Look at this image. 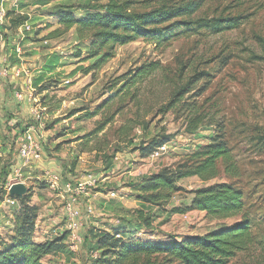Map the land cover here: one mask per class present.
<instances>
[{
  "label": "rangeland",
  "instance_id": "rangeland-1",
  "mask_svg": "<svg viewBox=\"0 0 264 264\" xmlns=\"http://www.w3.org/2000/svg\"><path fill=\"white\" fill-rule=\"evenodd\" d=\"M20 1V5H26L22 10L29 17L27 23L31 30L13 40L10 38L9 45L20 46L21 63L18 65L24 66L29 75L15 77L10 70L9 76L1 80L0 195L4 198L0 202L7 196L4 186L8 182L25 183L30 204L38 207L34 236L44 240L57 232L68 231L69 195L62 186L71 183L74 192L77 191L76 206L83 223L84 243L80 251L73 253L66 249L46 261L87 264L94 244L87 238L90 229L133 225V211L141 208L137 196L143 177L209 143L220 125L226 129L241 169L240 177H227L223 173L207 182L196 176L183 179L182 190L168 204L146 210L153 217L152 228L136 232V227H131V235L135 234L141 241L166 242L240 223L239 218L220 220L190 209L193 191L233 180L246 192L258 242L237 253L228 264H264V0H196L201 5L191 18L196 21L191 26L194 29L189 28L164 47L138 38L117 47L114 57L89 72L85 68L94 61L88 59L91 41H80L75 28L63 36L46 39L58 26L53 12L59 3L76 5L75 10L80 15L84 10L79 6L86 2L51 0L42 6L36 3L38 0ZM11 7V4L5 7L6 12ZM216 21L219 30L212 29ZM178 29L181 31L184 27ZM6 33L11 32L6 30ZM22 37L28 40L24 43ZM4 55L0 50L2 61ZM47 59H58L52 73L44 70ZM150 60H160L165 71L143 81L138 98H123L118 77ZM184 64L187 66L182 68ZM201 72L206 73L205 77L195 84L192 98L186 100L192 101L198 94L195 98L202 105L201 111L214 116L217 123L190 133L185 108L164 110L172 97L173 84L195 79ZM23 82L31 87H22ZM37 82L40 84L35 85ZM41 85L45 89L39 90ZM16 90L31 92L33 97L17 103L13 95ZM32 110L40 117L36 118ZM13 119L18 120L24 130L35 126L43 146V158L24 167L20 174L14 172L19 162L18 143L15 131L10 132L8 126ZM108 119L111 121L100 129ZM140 121L148 123L149 127L146 129ZM155 135L168 139V153L156 159L143 157L140 145ZM53 174L62 176L56 189L51 186ZM91 176L97 179L92 184L88 183ZM111 192H115V196ZM17 201L16 205L5 203L0 208V248L9 241L15 227V213L20 205ZM89 207L92 212L88 211Z\"/></svg>",
  "mask_w": 264,
  "mask_h": 264
},
{
  "label": "trees",
  "instance_id": "trees-1",
  "mask_svg": "<svg viewBox=\"0 0 264 264\" xmlns=\"http://www.w3.org/2000/svg\"><path fill=\"white\" fill-rule=\"evenodd\" d=\"M51 0H38V5L45 6ZM81 5L83 13L76 12V5L59 3L53 14L58 26L47 35L46 39L63 36L75 28L80 41L90 40L88 59H94L86 69L87 72L97 69L107 63L116 54L117 47L145 38L149 43L164 47L174 37L185 31L194 29L196 21L191 20L201 3L196 0H84ZM152 1L155 4H152ZM26 6L22 4V7ZM179 18H182L178 20ZM29 17L27 13L9 9L2 24L5 38L8 41L10 67L21 63L17 47L10 46V38L16 37L18 29ZM220 21V20H219ZM229 22V20H225ZM234 22V21H233ZM52 26V25H50ZM184 29L178 31V27ZM190 26V27H189ZM219 23L212 24V29L219 30ZM188 28V29H187ZM6 30L11 32L6 33ZM27 32V31H26ZM38 32V31H37ZM29 38V37H26ZM28 40V39H27ZM23 39L24 43L27 41ZM22 41V42H23ZM58 59H47L44 70L53 72L57 68ZM187 65L184 64L182 68ZM165 71L160 60H150L141 66L129 70L118 77L122 83L119 92L122 97L138 98L140 84L156 73ZM201 72L197 77L188 79L185 83L173 84L172 97L164 110L185 108L187 113V130L193 131L202 126L216 124L214 116L205 115L201 111L198 99L192 91L195 84L205 77ZM174 81V80H172ZM116 82V84H117ZM40 82L35 83L39 85ZM45 89L44 85L39 90ZM102 106V105H101ZM100 106V107H101ZM99 107V108H100ZM185 110V111H186ZM111 121L106 120L100 127ZM216 122V123H215ZM147 129L149 124L140 121ZM219 124V123H218ZM9 131H16L14 138L24 131L22 124ZM127 126L123 127L126 129ZM219 129L209 143L181 157L175 163L164 167L150 176L143 177L138 187L140 209L134 212V224L119 225L109 229L92 227L87 238L94 242L87 259V264H228L237 253L246 251L256 245L257 237L253 231L252 218L248 211L246 192L239 182L230 180L217 182L192 192L193 199L190 209L206 212L215 219L239 218L240 223L218 231L181 240L172 238L170 241H141L131 235L132 228L136 232L141 229L149 230L153 226L150 207H164L176 193L182 190L181 181L196 176L202 181H210L221 177H240L241 169L235 160L234 150L226 136V129ZM9 132V133H10ZM168 139L155 135L142 142L139 149L143 157H149L158 147L166 144ZM4 198L0 195V201ZM20 205L15 213V227L5 246L0 248V264H64L63 262L48 263L46 258L66 251L68 246V231L57 232L53 237L44 240L35 238L38 207L30 204L29 195L17 197ZM130 235V236H129ZM97 253V256L94 254ZM50 261V260H49Z\"/></svg>",
  "mask_w": 264,
  "mask_h": 264
},
{
  "label": "built area",
  "instance_id": "built-area-1",
  "mask_svg": "<svg viewBox=\"0 0 264 264\" xmlns=\"http://www.w3.org/2000/svg\"><path fill=\"white\" fill-rule=\"evenodd\" d=\"M6 18V11L0 10V23L1 25L4 23V20ZM25 30H31V26L28 23L24 24ZM5 37L2 32H0V50H2L5 47ZM20 46L17 48L18 53L20 54ZM10 70L13 72V75L15 77H20L23 74L29 75V71L24 67L20 65H15L10 67L8 65V62H6L5 68L1 71L3 77H7L10 74ZM29 83H32V80H28ZM31 87V86H30ZM14 98H16L18 101H24L25 97L24 94L16 90L14 91ZM29 99H32L33 95L31 92L28 93ZM32 113L36 118H39L40 115L37 111L32 110ZM18 120L13 119L10 121V125L12 128H14L17 125ZM16 133V131H15ZM17 143H18V158L19 162L18 165H16V168L14 170L15 173L20 174L21 170L24 167L30 166V164L40 161L43 158V146L40 141L39 135L36 131L35 126L31 125L27 127L21 134L17 135ZM169 146L168 144H163L160 147H158L151 155V158H159L163 156L164 154L168 153ZM97 179L93 176H91L88 179V183H94ZM62 181V176L59 174H53L51 176V186L52 188L56 189L59 186V183ZM16 182H22L18 180H13L11 182H8L4 189L7 190V196L4 200L5 203H8L9 205H16L18 204V201L15 197H11L9 194V190L11 186ZM0 184V188H1ZM62 189L68 193L69 198L67 200L66 204V214H67V225L66 228L68 232L70 233L69 239H68V246L71 252L78 253L81 249L82 244L84 243V238L82 236V226L83 223L80 220V210L76 206V193L72 189L71 183L64 184L62 186ZM112 196H115V192L110 193ZM89 212H92V207H89ZM94 256H97V253L94 254Z\"/></svg>",
  "mask_w": 264,
  "mask_h": 264
},
{
  "label": "crops",
  "instance_id": "crops-1",
  "mask_svg": "<svg viewBox=\"0 0 264 264\" xmlns=\"http://www.w3.org/2000/svg\"><path fill=\"white\" fill-rule=\"evenodd\" d=\"M9 1H10V3H9ZM21 1L20 0H0V10H5L6 11V9H5V7H7L8 5H12L13 7H11L10 9H16L18 12H21V13H25V11H23L22 10V8H24L25 6H23L22 7V4L23 3H21V5L19 4ZM9 10V9H8ZM28 22V21H27ZM26 22V23H27ZM19 31H20V33H19ZM27 30H25V28H24V25L23 26H21L19 29H18V31H17V35L18 36H20L21 34H24L25 32H26ZM0 32H2L3 34H4V32H3V29H2V25H1V23H0ZM16 35V36H17ZM4 37H5V34H4ZM25 38V37H24ZM23 37L21 38V41H23V39H24ZM5 41H6V43H5V50H4V48L2 49L3 50V52L5 53V55H4V57H3V61H2V59H0V85H1V80H4L5 79V77H3L2 76V73H1V71L5 68V66H6V62H9V56H10V52L8 51V50H6V48L8 47V41L6 40V38H5ZM16 46H18V45H16ZM19 47V46H18ZM17 47V48H18ZM18 55H19V57H20V54L18 53ZM23 86L22 87H26V88H29L30 86L29 85H27L25 82H23V83H21ZM13 93H14V91H13ZM23 93V92H22ZM24 94V97H25V100H29V97H28V94H26V93H23ZM7 101V103H6V105H8L9 106V101L8 100H6ZM18 101V100H17ZM17 103H22V101H18ZM14 108L12 107V110H13ZM3 206H5V202H0V208L1 207H3ZM1 210V209H0ZM2 211V210H1Z\"/></svg>",
  "mask_w": 264,
  "mask_h": 264
},
{
  "label": "water",
  "instance_id": "water-1",
  "mask_svg": "<svg viewBox=\"0 0 264 264\" xmlns=\"http://www.w3.org/2000/svg\"><path fill=\"white\" fill-rule=\"evenodd\" d=\"M29 188L23 182H16L14 183L10 190L9 194L11 197H22L28 193Z\"/></svg>",
  "mask_w": 264,
  "mask_h": 264
}]
</instances>
